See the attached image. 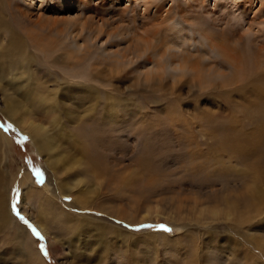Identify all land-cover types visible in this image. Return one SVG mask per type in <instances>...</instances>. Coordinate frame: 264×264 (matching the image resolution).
<instances>
[{"label": "rangeland", "instance_id": "374dc122", "mask_svg": "<svg viewBox=\"0 0 264 264\" xmlns=\"http://www.w3.org/2000/svg\"><path fill=\"white\" fill-rule=\"evenodd\" d=\"M3 2L1 14L26 12L44 29L64 30L47 33L36 47L49 41L50 50L61 48L54 56L63 54L65 68L76 65L73 71L86 87L79 95L90 97L94 89L97 98L61 99L72 110L60 107L56 114L65 119L46 122L43 137L53 142L51 154L3 105L20 100L22 112L31 107L37 114L33 97L20 99L29 82L45 81L53 91L66 74L53 66L54 79H47L44 63L36 62L13 68L14 76L1 83L0 131L6 137L0 141V203L7 212L5 226L0 224V264H36L20 237L24 233L47 264H264V0ZM175 20L191 30L184 45L171 39L168 26ZM82 23L88 30L80 39L87 47L78 51L71 31ZM39 26L26 21L33 34ZM142 40L147 51L138 58ZM125 51L131 55L122 57ZM170 53L178 62L185 56L188 67L170 66ZM43 97L49 107L56 98ZM57 154L60 168L74 167L60 170L65 189L47 166ZM26 175L35 187L45 186L54 197L51 205L30 196L24 209ZM79 178L84 184L78 188ZM210 204L231 208L237 223L223 215H195V206ZM150 206L176 214L149 215ZM60 207L90 227L82 237L68 231L72 222L59 215ZM46 209L54 213L47 216ZM39 223L49 227L57 245Z\"/></svg>", "mask_w": 264, "mask_h": 264}, {"label": "bare ground", "instance_id": "6f19581e", "mask_svg": "<svg viewBox=\"0 0 264 264\" xmlns=\"http://www.w3.org/2000/svg\"><path fill=\"white\" fill-rule=\"evenodd\" d=\"M79 1L82 2L83 0H79ZM3 5H4L3 0H0V7ZM4 14H1V12H0V91L4 88L3 84H1V83L4 80L9 81V78L13 77L15 74L13 68H15L19 65H23V67H25V64H32V63L35 64L36 62H40V64L43 65V63H44V65H43L44 69L42 67L41 68L43 69V72H44V75L46 76V78L51 79V80H53L54 77L49 74V69L53 68V66H59L62 69L61 71L64 74H66L67 81L65 83H62V84L56 82L57 88L53 91H51L49 89L50 86L47 83H45V81H42L41 83L29 82L30 87H28L26 90L23 91V93L21 94L22 97H20V99L27 98V97H33V99H34L33 101H35L33 103V105L35 107L37 106V109L39 111L37 114H34L31 112L34 109L31 107L28 108L27 110H25L24 112H22L21 109L24 107L22 104L23 101H20V100L17 101L16 99H14V100L10 101L9 104L6 103L5 105H3V110H4V108L6 109L7 114L10 118H12L17 123H19L18 125L21 126L22 128H24L26 130V132H28L32 137H34V139L36 138V141L38 140L40 142H44L46 144V147H49L48 153L54 154L53 153V151H54L53 146L54 145H53L52 140L47 138V137H43V134H45L44 132H46L47 126H45V125H46V122H48V120L52 119L53 121L54 120L57 121V119L60 118V115L56 114V111H58L60 109V107H63L67 111L72 110L71 108L67 109L68 106L67 105L65 106L64 101L61 102V99L64 98L65 100H67L66 103H71L72 100L71 101H68V100H70L72 98L80 100L79 102H81V100L88 102L89 101L88 99H90V98L91 99L97 98V95L95 92L96 90H94V89L91 90L94 92H93V95H91L90 97L79 95L81 90H83L86 87H85L84 83L79 82L80 80H78V79L82 78V77L78 76L79 73H76V71H73V68H76L75 64L71 63L69 68H65V66L62 64V63H64V59H65L63 57V54L58 53V55L54 56V54L56 52H58V50H61V48L55 49L52 47V49L50 50V48L46 46V44L49 41H44L43 46H39V44H38V46L36 47V45L38 43V39H43L46 36H48V34H52L53 32H56L58 34L63 35V31H64L63 29H56L54 27L52 29L51 28L44 29V27L42 26L41 20H37V21L33 22L30 15L26 12H19V13L15 14V13H13V11H11L9 16L4 15ZM20 17H22V18H20ZM26 21L28 22L29 25H33V26L40 24L41 26H39V32L33 34L32 30L26 28ZM165 21H166V19H165ZM16 25L18 26V28L16 27ZM85 25L86 24H83V23L80 24L79 26H76V27L74 25V27L71 31L73 39L75 40V44H76V46H78V51H80V50L84 51L87 47L86 44L84 45L83 41L80 39L81 34L85 30H88L87 29L88 27H86ZM168 28L172 32V34H170L171 39L180 40V45H184V44H186V42H188L189 40L192 39V35H191L192 33L190 32L191 30L186 25H184V23H182L179 20L178 21L175 20L172 23H170ZM188 32H190V33H188ZM121 35L123 36L124 33L118 34L117 36H121ZM34 41H36L35 45H34ZM201 43L203 45L207 44L204 42H201ZM29 45L35 47L39 51H42L43 56H40L36 53L32 54L30 52L31 48L29 47ZM209 46L211 48H215L216 43L215 44L209 43ZM136 49H138L137 54L139 55L138 56V58H139L143 52L147 51L146 41L145 40L138 41L137 45H136ZM128 55H131V54H127L126 51L121 54V56L124 58L128 57ZM169 56H170L169 57L170 61H168V62L170 64V66L175 67V69L178 68V69L184 70L185 67H188L189 61L187 62V59L185 56L183 57L182 60L179 59V62H178V58H177L178 56L171 54V53L169 54ZM76 60L77 61H74V63L79 64L80 62L78 61V59H76ZM24 72H25V70L23 72H18V74L21 75V74H24ZM74 78H76L77 80ZM74 80H76V81H74ZM40 92H44V93L39 94ZM47 93L53 94V97H56L54 99V102L51 104V107L47 106V103L43 97V95L47 94ZM116 105H117V102H115V106ZM77 107H79V103H78ZM54 109H56V110H54ZM92 109H93V111L98 110L96 105H93ZM41 110H43L44 112H41ZM53 111H55V113H53ZM66 118L68 119L67 116H66ZM61 119H65V117H61L60 120ZM69 121H72V119H69L68 122ZM93 124L94 125H92V131H95V128L97 126V119L94 120ZM65 131H66V129H65ZM0 135H2L0 137V141L1 140L3 141L4 138L6 137V135L1 131H0ZM67 135H71V132H69L65 136L67 137ZM40 147L41 146L38 145L39 149H40ZM81 147H82V145H81ZM82 150H83V147H82ZM57 155H58V160H57V157L55 155L48 158V161H47L48 165L47 166L51 168V173L53 174L55 181L58 183L59 189H60V184H61V189H65L66 184L62 183V182H64L65 172L62 173L61 171H63L62 169L72 170L74 167L64 166V168H60L59 165L63 162V158L60 156V154H57ZM63 165L64 164L62 163L61 167ZM31 180H32V178L30 175H26V177L23 180V184L28 186V189L25 190L24 198L22 201L23 206L25 207L24 209H26V206L29 204V199H30L29 197L30 196H35V197L39 196V198H40L39 204H41V205L47 204L49 202L51 205L52 199L54 197L50 196L49 192L45 189V186H42L41 188H37V187H35L34 183ZM0 184H1V177H0ZM82 184H84V179L79 178L78 183H77L78 188H79V185H82ZM74 198L76 199L78 197L76 195H74ZM54 202H56V201H54ZM210 205H206V206L201 205V207H200V205L199 206L197 205V206H195L193 211H194L195 215L203 218V220L204 219L208 220L209 218H213V217L216 218L219 215H221V216L223 215L229 221L230 220L233 222L236 221V223H237V219H236V217L234 218V214L232 213L231 208H229L227 206H219L218 207V206H213V205L210 206ZM59 209L61 210L59 215L65 219L69 220L70 223L72 222L73 229L68 227V231L69 232L73 231L74 239H76L77 237H79V238L82 237V232H81L82 229L84 231V230H88L90 228L88 225L84 224V222H83L84 219L81 218L80 215L70 214L67 211H65V209H63L62 207H60ZM152 211L154 213H157L160 215L161 214L165 215L166 213L170 214V215H172L173 213L176 214L173 209H171V211H169V212L167 210V212L165 211L163 213L162 207H160V206L148 207L149 215L153 214ZM6 212L7 211L2 206V203H0V224H2V226H5V224H6L5 223ZM43 212L47 216H50L51 213H54L52 210H49V209L43 210ZM207 214H209V215L206 216ZM49 220H51V219H49ZM49 220H46V224L47 223L49 224ZM46 224L39 223L40 227L43 228L45 235L50 238V240L52 241V243L54 245V244H56V239ZM11 228H12V226H11ZM77 229H79V230H77ZM13 230H14V228H13ZM120 233L122 234V231H120ZM99 235H101V234H99ZM249 235L253 236V233H251V234L249 233ZM20 237L22 238L27 249L31 252V254H32L31 257L34 260V262L36 264H47V263H45L40 252H38V250L36 249V245L34 244L35 242H34L33 238L30 236V234L24 233ZM98 238L102 239L99 236H98ZM70 243L74 244L73 241H70ZM86 248H88V246H86ZM100 250H101V248H100Z\"/></svg>", "mask_w": 264, "mask_h": 264}, {"label": "snow or ice", "instance_id": "6c2138e0", "mask_svg": "<svg viewBox=\"0 0 264 264\" xmlns=\"http://www.w3.org/2000/svg\"><path fill=\"white\" fill-rule=\"evenodd\" d=\"M105 43H107V41H105ZM144 63H145V62L142 61L141 64L138 65V66H143ZM9 127H11V126L9 125ZM22 139H23V140H27L28 137L25 136V137H23ZM36 175H37L38 177H42L43 174H42L39 170H37V171H36ZM38 182H39V183H43V180L40 179V180H38ZM66 199H70V197H66ZM13 208H15V205H13ZM21 219H23V217H21ZM25 223H27V221H25ZM29 227H31V225H29ZM139 227H140V228H150V227H152V226H151V225H141V226H139ZM157 227L160 228V229H163L165 232H169V233L172 232V229H171L170 227L166 226V225L161 224V225H158ZM32 231H33V234H34V235H36V236H40V233H39L38 231H36L35 228H33ZM41 239H43V237H41ZM41 249H42V250L44 249V246H43V245H41ZM45 255H47V252H46V251H45Z\"/></svg>", "mask_w": 264, "mask_h": 264}]
</instances>
